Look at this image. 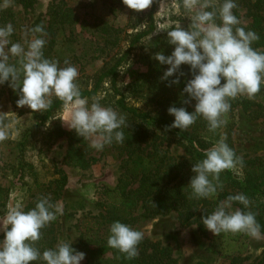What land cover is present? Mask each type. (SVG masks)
<instances>
[{
    "label": "trees",
    "instance_id": "trees-1",
    "mask_svg": "<svg viewBox=\"0 0 264 264\" xmlns=\"http://www.w3.org/2000/svg\"><path fill=\"white\" fill-rule=\"evenodd\" d=\"M23 8H32L35 0H15ZM63 0L52 2L48 10L47 24L37 17L30 29L37 25L43 26L46 31L44 39L46 44L43 49L44 57L56 60L59 66L65 60L73 61L85 54L100 56L113 48L119 42L120 29L100 18H96L90 26L93 28L95 40L87 39L94 48L84 49L76 55L79 45L76 35L71 27L75 19L72 7L66 6ZM156 0L147 13L149 24L146 29L131 32L127 48L121 55H113L112 60L104 68L96 71L91 77V82L78 84L81 96L89 101L98 96L101 88L108 83L107 89L111 92L112 99L106 103V107H112L126 118V126L122 127L125 141L105 145L111 148L120 161V175L113 188L102 187L98 193L96 204L102 208L97 214L83 215L78 225L80 228L79 240L71 242V246L85 253L80 264H178V259L173 255L172 248L164 245L160 240L152 241L142 239L138 245V256L128 259L118 250L107 245L109 227L114 221H120L130 226L141 218H154L156 216L174 213L184 227L195 225L199 231L208 238V251L216 252L228 259L227 264H244L248 259L243 255L247 250L245 233L222 232L213 235L202 223V216H206L215 210L218 204L227 201L229 196L244 194L250 205L247 209L236 201H230L241 211H251L260 226V233L264 234V155L249 156L240 154L233 142L234 118L232 110L226 114V123L216 129L208 130L207 122L198 117L186 130L169 127L174 119L167 109L170 106L184 107L187 111H193L194 100H190L183 88L192 78V72L187 65H181L180 69L167 80L162 79L163 72L168 65H162L153 57L157 52L164 55L171 54L173 46L167 41L166 32L153 33L155 23L153 20V7ZM222 2V0H220ZM236 8L233 13L239 19L240 9H246V15L250 20L245 27L246 31L252 30L259 36L252 43L253 49L264 52V0H235ZM219 21V19L217 18ZM16 23L13 11L0 8V26ZM241 27V26H238ZM65 33H58V31ZM29 35L32 33L29 30ZM151 35V40L148 37ZM62 36V37H61ZM10 42L21 41V35L15 29L10 36ZM68 44L61 50L56 47L58 42ZM98 41H103L102 47H98ZM74 45V46H73ZM10 46V45H9ZM139 49L136 63L143 70L135 71L128 83L122 81L119 68L129 58L133 50ZM9 63L19 67V58L9 57ZM81 70V67H79ZM78 70V71H80ZM177 83H172L173 80ZM78 82V81H76ZM223 83V81H222ZM130 96V99L127 98ZM131 99L133 102H130ZM185 101H188L187 103ZM231 106L247 108L257 104L244 97H238L228 101ZM63 102L53 97L51 107L45 112H33L36 122L25 127L19 132L17 142L19 159L14 168L17 176L14 185L19 195L28 196L31 202L24 209L33 208L42 197H49L53 204L59 200L67 182L65 172L56 166L52 160L45 162L37 158L36 154L28 159L23 157L27 147H37L38 140L44 145V133L40 126H44L62 106ZM51 133H46L49 137ZM57 137L64 136L67 141V149L64 157L66 164H74L86 167L95 160L93 151L87 140L78 136L74 130H57ZM225 138L227 145L234 151L235 156L241 161L235 169L224 170L220 174L218 189L214 197L207 199H190V188L187 184L194 175L192 165L201 161L205 153L221 138ZM40 149V148H39ZM33 155V154H32ZM50 163V164H49ZM52 172H51V171ZM216 183V181H213ZM10 190L0 186V216L8 210ZM60 231L59 216L43 229L42 237L35 242V247L42 253L45 249L54 248L59 243L57 235ZM29 264H44L43 261H33ZM256 264H264V259Z\"/></svg>",
    "mask_w": 264,
    "mask_h": 264
},
{
    "label": "clouds",
    "instance_id": "clouds-1",
    "mask_svg": "<svg viewBox=\"0 0 264 264\" xmlns=\"http://www.w3.org/2000/svg\"><path fill=\"white\" fill-rule=\"evenodd\" d=\"M122 3L129 9L141 11L149 8L153 0H122ZM236 6L235 0H181L176 11L179 13L182 8L188 14V27L158 25L156 31H166L167 41L173 46L167 56L162 52L154 54L156 61L168 65L161 78L167 80L181 65H187L192 72L183 92L195 101L193 111L170 106L167 111L174 119L169 127L186 130L200 117L207 122L208 130L215 132L226 123L224 117L231 108L230 99L238 96L253 99L264 87V52L252 47L259 36L243 27H235L234 30L239 23L233 13ZM13 31L10 23L0 26V84L7 81L17 92L16 106L45 112L55 97L70 111V119L64 123L78 136L90 140V147L99 151L114 141L123 143L125 136L121 129L126 126L125 116L112 107L103 106L100 103L102 96L93 97L91 103L87 97H82L76 82L78 70L67 60L64 61L66 66L60 67L58 61L44 57L46 31L43 26L30 29L32 38L27 41L26 48L20 43L10 42ZM150 40L151 35L148 37ZM10 56L19 58V67L8 62ZM177 82L175 79L172 81ZM18 135V132H13L11 124L0 120V142L14 140ZM239 163L240 159L221 137L201 161L192 165L194 175L187 184L189 198L214 197L221 187V172L235 169ZM230 201L239 202L245 209L250 205L244 194L229 196L214 211L201 217L205 228L216 236L231 232L260 238V226L255 215L251 211L228 210ZM62 214V206L53 204L49 197L40 198L27 211L20 201L10 206L0 218V231L3 232L0 264H29L33 261L80 264L85 253L75 250L71 241H60L42 253L34 246L42 237L41 229ZM143 238L142 231L114 221L109 227L107 245L133 259L138 256V245Z\"/></svg>",
    "mask_w": 264,
    "mask_h": 264
},
{
    "label": "rangeland",
    "instance_id": "rangeland-1",
    "mask_svg": "<svg viewBox=\"0 0 264 264\" xmlns=\"http://www.w3.org/2000/svg\"><path fill=\"white\" fill-rule=\"evenodd\" d=\"M52 2L58 3L59 0H35L32 8L25 9L15 0H0V8H7L14 12L16 23L14 29L20 33V43L27 47V41L32 36L29 30L32 22L40 17L47 24L48 10ZM64 4L72 7L75 19L73 27L74 35H76L79 45L75 52L79 55L82 50L94 48L88 44L87 39L95 40V34L92 32L90 24L100 18L112 24L115 28L120 29L119 42L110 50L100 56H93L88 53L83 57H77L76 61H68L80 70L78 71L77 84H85L91 82L93 74L104 68L112 60L113 55H121L128 46V39L131 32L144 30L149 24L148 15L151 6L145 10L136 11L129 9L122 3V0H63ZM62 2V3H63ZM181 4V0H156L153 7V20L155 27L153 33H165L166 31H156L158 25H171L175 27L180 24L181 27L187 28L190 24L188 14L181 8L177 13L176 8ZM241 16L239 23L235 27H245L250 18L246 15V9H240ZM219 23L220 21H216ZM64 30L58 33H65ZM62 37V36H61ZM103 41H98L97 46L102 47ZM74 46V45H73ZM56 47L61 50L70 47V43L64 44L60 41ZM139 55V49L133 50L126 62H123L120 70L122 81L126 84L129 82L131 75L137 70H143V67L136 63ZM64 63L61 67H65ZM108 83L105 84L98 96H102L100 103L106 106V103L112 99L111 92L107 89ZM247 98V96H238ZM237 97V98H238ZM17 92L14 91L6 81L0 84V120L4 124H11L13 132H20L25 127H29L36 122L32 113L33 111L27 106L17 107ZM130 99V96L127 100ZM249 99V98H247ZM234 100V99H231ZM257 104L249 105L247 108L241 106H231L234 125H233V142L235 148L240 154L264 155V87L255 98L249 99ZM92 101H89L91 103ZM130 102H133L131 99ZM195 104V103H194ZM70 119L69 109L63 105L54 116L40 129L43 134L37 137L41 139L45 137V141L49 144L37 143V147H27L23 157L32 158L36 154L45 162L53 161L58 168H61L66 176L67 182L62 191V195L56 202L63 208V214L59 215L60 231L57 235L58 241H71L76 243L79 240L80 228L78 225L80 217L83 215H93L102 211V208L96 204L98 193L102 187L113 188L118 181L121 169L120 161L112 152L111 148L104 146L103 150H95L93 154L95 160L86 167L74 164H66L64 161L67 141L64 136L57 137V130H66L67 124L64 123ZM47 125V126H46ZM46 133H51L49 137ZM16 139H8L0 142V186L10 190V198L8 207L20 201L24 205V209L29 205L31 200L25 195L24 198L16 196L15 201L12 199L14 195H19L20 191L16 190L14 183L17 178L14 174V168L19 159V152ZM88 144L90 140H87ZM40 148V149H39ZM33 154V155H32ZM50 164V163H49ZM51 171V170H50ZM52 172V171H51ZM237 208L230 204V211ZM6 212L0 216L2 218ZM132 228L144 233L143 239L152 241L160 240L164 245L172 248L173 255L177 257L178 264H227L228 259L222 257L216 252L208 251V238L204 236L195 226L184 227L176 218L174 213L156 216L154 218H141ZM3 238V232L0 231V239ZM247 250L243 255H247L248 259L244 264H256L264 259V234L260 238L249 236L246 239Z\"/></svg>",
    "mask_w": 264,
    "mask_h": 264
}]
</instances>
